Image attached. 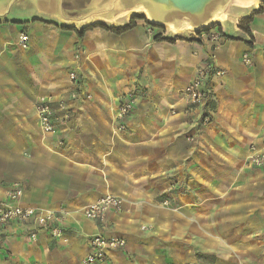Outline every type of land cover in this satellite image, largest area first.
<instances>
[{"label": "crops", "instance_id": "crops-1", "mask_svg": "<svg viewBox=\"0 0 264 264\" xmlns=\"http://www.w3.org/2000/svg\"><path fill=\"white\" fill-rule=\"evenodd\" d=\"M74 1L0 0V200L20 184L21 206L70 213L66 241L40 232L32 242L9 227L0 264H83L98 235L126 243L98 264H264V170L246 164L264 141V2L231 9L205 32L223 35L212 48L206 34L177 38L141 17L124 34L96 28L79 38L89 24L59 13ZM251 16L248 33L240 23ZM245 52L254 68L243 66ZM202 68L212 100L192 109L180 93ZM132 90L126 130L115 134ZM41 96L69 114L54 135L40 128ZM105 194L123 200L122 212L84 218Z\"/></svg>", "mask_w": 264, "mask_h": 264}, {"label": "built area", "instance_id": "built-area-1", "mask_svg": "<svg viewBox=\"0 0 264 264\" xmlns=\"http://www.w3.org/2000/svg\"><path fill=\"white\" fill-rule=\"evenodd\" d=\"M211 43L212 48H217L223 41L222 33L210 31L203 35ZM19 45L28 49V36L21 34L18 38ZM241 62L246 68H254L255 63L251 53L245 52L241 56ZM264 67V62H263ZM216 76H224L225 72L213 71ZM209 71L199 69L196 77L180 93L181 100L189 108H207L211 102V91L208 86ZM70 79H77L74 73L70 74ZM76 94L73 97L76 98ZM137 92L130 91L121 101L116 115L117 127L115 134L126 130L125 120L130 115L136 103ZM56 109L64 114L57 115ZM35 113L40 123V128L44 134L54 135L57 132V124L68 119L69 114L65 111L63 103L55 107L51 97L41 96L35 102ZM202 125L211 123L209 114L201 118ZM62 145V142H60ZM246 164L251 167L264 170V141L260 145L250 147ZM24 195V190L20 184H14L12 188L0 200V234L9 227L21 228L29 236L32 242H37L38 234L44 232L53 239H64L63 224L70 213L66 210H52L38 207H23L20 204ZM124 202L121 198L112 194H105L98 200L86 205L81 213L84 218L91 221H103L110 212L120 213L123 210ZM90 251L83 259V264H98L106 261L109 253L114 250L124 249L125 241L117 236H94L90 240ZM3 248V241L0 236V251Z\"/></svg>", "mask_w": 264, "mask_h": 264}, {"label": "water", "instance_id": "water-1", "mask_svg": "<svg viewBox=\"0 0 264 264\" xmlns=\"http://www.w3.org/2000/svg\"><path fill=\"white\" fill-rule=\"evenodd\" d=\"M237 0H75L67 9L61 5L60 16L69 23L87 22L93 19L111 20L121 14L141 8L147 14L152 27L169 28L174 31L188 29L195 34L210 30L223 18L229 7ZM264 1V0H261ZM59 8H57L58 10ZM135 12V11H133ZM214 21V22H213Z\"/></svg>", "mask_w": 264, "mask_h": 264}, {"label": "trees", "instance_id": "trees-1", "mask_svg": "<svg viewBox=\"0 0 264 264\" xmlns=\"http://www.w3.org/2000/svg\"><path fill=\"white\" fill-rule=\"evenodd\" d=\"M261 11L257 12L256 15L260 14ZM252 16L250 18H247L243 21H241L240 23V27L245 31V32H250L249 28H248V25L252 22ZM139 19L138 17H133L130 21V23L125 26V27H122V28H116V27H107L105 25H90L88 27H86L84 30H82V32H79L78 33V36L79 38H83L85 36V34L89 31H92L93 29H96V28H100V29H103L105 31H108V32H111L115 35H121V34H124L132 29H134L136 27V20ZM246 25V26H245ZM63 30H67V31H75L74 28H71V29H67V28H63ZM207 32V31H206ZM221 32V31H220ZM209 33V32H208ZM203 34H207L205 32H203ZM201 35V34H200ZM155 41L156 42H160V41H168L170 43L174 42L173 40L171 39H163L160 35H157L155 37Z\"/></svg>", "mask_w": 264, "mask_h": 264}, {"label": "rangeland", "instance_id": "rangeland-1", "mask_svg": "<svg viewBox=\"0 0 264 264\" xmlns=\"http://www.w3.org/2000/svg\"><path fill=\"white\" fill-rule=\"evenodd\" d=\"M264 1H260L257 6H259L261 3H263ZM240 8L239 7V4L237 3H234L232 4L229 9L227 10V12L225 13V16H224V19L225 17L227 16V14L229 13V11H231V9H238ZM133 17H141V18H144L146 19L144 16H143V13L140 12V11H135V12H132V13H129V14H125V15H122L120 17H117V18H114L112 21H104V20H99V19H93V20H89L87 21L86 23L90 25H105L107 27H112V25H114L115 23L119 22L121 23L123 20L125 19H131ZM147 21V19H146ZM220 23V22H219ZM160 29H163V31H168L170 32L172 35H174L175 37L177 38H181V37H186L188 39H190L191 37L195 36V33L194 32H191L189 31L188 29L186 28H183L182 30H179V31H174V30H171L169 28H160Z\"/></svg>", "mask_w": 264, "mask_h": 264}, {"label": "bare ground", "instance_id": "bare-ground-1", "mask_svg": "<svg viewBox=\"0 0 264 264\" xmlns=\"http://www.w3.org/2000/svg\"><path fill=\"white\" fill-rule=\"evenodd\" d=\"M260 1H261V0H237L236 2H238L240 9L249 10V9L254 8L255 6H257V4H258ZM133 11H140V12L143 13L144 16L147 17V14H146L145 11L142 10L141 8H137V9L132 10V11H127V12L121 14V15L129 14V13H132ZM102 18L105 19V21H109V22L112 21V20H111V17H109V16H105V17H102ZM217 20H218V21H219V20H220V21H223V18H219V17H217L216 19H214V21H217ZM214 21H213V22H214Z\"/></svg>", "mask_w": 264, "mask_h": 264}]
</instances>
